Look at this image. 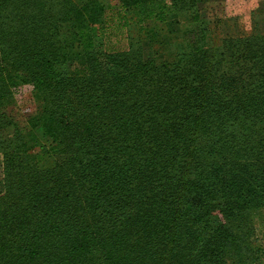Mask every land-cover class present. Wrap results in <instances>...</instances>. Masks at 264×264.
<instances>
[{"label": "trees", "instance_id": "obj_1", "mask_svg": "<svg viewBox=\"0 0 264 264\" xmlns=\"http://www.w3.org/2000/svg\"><path fill=\"white\" fill-rule=\"evenodd\" d=\"M119 1L167 29L108 51L103 0H0V264H264L262 20Z\"/></svg>", "mask_w": 264, "mask_h": 264}, {"label": "rangeland", "instance_id": "obj_2", "mask_svg": "<svg viewBox=\"0 0 264 264\" xmlns=\"http://www.w3.org/2000/svg\"><path fill=\"white\" fill-rule=\"evenodd\" d=\"M264 0H198L195 6L201 16V18L213 21L216 18H226L228 16H239V23L242 25L243 29L247 32L252 30L251 20L252 13L256 17L262 20V28L264 29V8L261 9ZM105 5L104 19L105 29L104 33L99 32V29H95L96 40L103 50L116 51V52H126L131 48L132 38L135 43L141 41L145 42L148 36L157 33L158 31L167 29L166 22L160 20H150L148 21L145 28L141 29L140 26L133 21V15L135 12L133 9H128L124 11L119 0H103ZM161 5H167L169 9L173 8L172 0H159ZM122 11L126 13L129 18L130 25H123L120 21V14ZM257 11V12H256ZM191 10L180 9L177 13V20L179 21L178 27L181 29H187L194 25L191 20ZM233 24V22H231ZM222 27V25H221ZM215 29L213 25L212 30ZM219 33V27H218ZM214 43H218L217 39H214ZM137 46V44H135ZM145 53L149 51V47L146 46ZM35 84L32 82H25L19 88L13 97L15 101V116L21 125L26 124L30 117L35 116L41 109L40 101L36 97ZM12 106V105H11ZM48 136L43 137V142L48 140ZM3 153L0 151V179L4 177V162ZM214 216L219 219V212H216Z\"/></svg>", "mask_w": 264, "mask_h": 264}]
</instances>
